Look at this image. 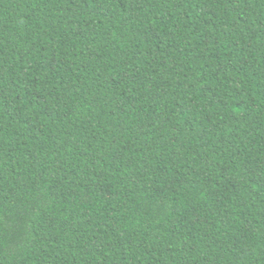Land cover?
I'll list each match as a JSON object with an SVG mask.
<instances>
[{
    "label": "trees",
    "instance_id": "16d2710c",
    "mask_svg": "<svg viewBox=\"0 0 264 264\" xmlns=\"http://www.w3.org/2000/svg\"><path fill=\"white\" fill-rule=\"evenodd\" d=\"M0 264H264V0H0Z\"/></svg>",
    "mask_w": 264,
    "mask_h": 264
}]
</instances>
